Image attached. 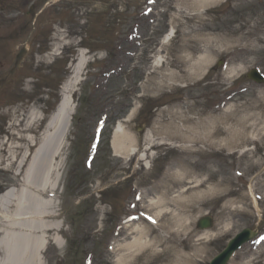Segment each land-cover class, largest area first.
<instances>
[{
    "label": "rangeland",
    "instance_id": "374dc122",
    "mask_svg": "<svg viewBox=\"0 0 264 264\" xmlns=\"http://www.w3.org/2000/svg\"><path fill=\"white\" fill-rule=\"evenodd\" d=\"M170 27L174 37L161 43ZM80 48L88 49V62L74 92L76 112L62 150L56 190L63 246L46 250L45 264H173L176 249L178 254L194 255L192 264H207L243 227L258 230L260 236L243 245L230 264H264V175H257L264 170V139L256 155L245 158L239 157L243 151L227 144L238 136L245 140L242 149L253 150L247 138L264 132V83L245 74L252 67L264 73V0H0V148L1 142L5 148L12 140L19 152L27 122L37 120L36 126L41 119L38 138ZM160 56L163 62L156 66ZM200 64L206 67L201 70ZM217 115L224 150L217 152L206 142L205 152L211 153L206 157L205 152L197 153L203 150L201 142L191 147L194 143L183 137L192 135V122L199 123L200 132ZM104 117L99 149L92 168H87L94 127ZM118 123L140 152L154 144L147 148L150 168L127 152L115 155L112 136ZM160 141L166 144L160 146ZM235 149V156H230ZM6 158L0 150V194L21 180L7 171L2 163ZM181 164H189L185 172L197 180L212 175L204 187L190 190L194 195L201 191L199 199L210 201L191 224L183 221L186 214L177 198L161 204L155 198L162 177ZM237 171L242 177L237 178ZM222 179L231 183L218 185ZM173 181L182 182L178 176ZM253 183L261 198L259 213L248 195ZM219 186L233 193L209 192ZM143 190L141 196L149 201L136 202V212L147 205L164 215L159 227L148 230V256L141 253L144 247L135 245L131 253L124 249L144 239L124 231L123 225L129 224L125 214L134 212L129 206L136 192ZM229 199L235 202L226 203ZM205 215L212 217V227L196 228ZM185 225L189 231L183 230ZM118 231L123 235L116 239ZM187 236L189 246L183 248ZM113 242L122 250L121 261H115L117 253H110Z\"/></svg>",
    "mask_w": 264,
    "mask_h": 264
},
{
    "label": "bare ground",
    "instance_id": "6f19581e",
    "mask_svg": "<svg viewBox=\"0 0 264 264\" xmlns=\"http://www.w3.org/2000/svg\"><path fill=\"white\" fill-rule=\"evenodd\" d=\"M173 31L174 29L172 28L167 34L165 38L167 42L172 39L170 37ZM203 57L204 56L201 57V61L208 64V60L206 61ZM81 59L82 57L80 58V61L73 66L72 73L62 90V101L56 106L50 117H48L44 128L41 130L40 135H38V138L36 135L41 119H38L37 123L39 124L36 126L35 123L37 120L27 122L25 129L26 133L21 136L23 143L20 145L19 152H16L15 148H17V144L12 140L7 141V146L5 148L2 147L3 143L1 142V148L7 155L6 160H2V163H6L7 171H12L14 173H12L13 175L21 177V184L18 189L7 188L0 195V264H45L44 253L46 250L53 248V244L58 248H62L60 240L62 224L55 210L57 198L54 196L61 177L60 165L62 150L66 145V136L68 135L72 124L71 116L74 114L72 111V103L68 98V93L74 90L79 83V75L83 70L84 63V60ZM162 62L163 60L160 56L156 58L155 65L160 66ZM205 67L206 65L200 66L201 70ZM220 118V115L211 118L209 121L211 125L200 132L197 131V125H199V123L197 122L196 125L192 122V135L183 138L189 139L194 143L191 147H196L198 141L201 142V144H204L203 150L200 149L197 153L205 152L207 146L206 142H210L212 148L217 152L222 151V145L220 142L221 136L219 135L222 132L217 129L220 128ZM13 133L15 132L13 131ZM198 135L200 136L197 137ZM206 135H208V137ZM213 137L215 138L213 139ZM112 138V147L115 155L123 156L127 152L129 158L137 157V159L141 161H148L149 155L147 153V148L150 147L151 149V147L154 146V144L149 143L146 145V149L140 152L138 148L133 146L134 139L126 133L125 127L121 123H118L113 132ZM183 138L181 137V140L184 141ZM247 139L255 145L253 150H247V148L242 149L243 146L241 145L245 144V140L242 139L240 141L238 136L235 137V142L230 139L227 144L231 149L237 148L241 152L243 151L244 153L241 156L244 158L246 154L254 156L256 155L257 147H259L264 139V132H259L251 136L250 139ZM263 145L264 143L261 144L262 148ZM181 146L186 145L182 144ZM1 148L0 150H2ZM188 151L189 153L195 152V150L192 151L189 148ZM207 154L211 155V153L205 152L206 157ZM206 157H203V159ZM210 159L214 160L212 158ZM260 159L259 156L257 160ZM208 160L209 159H205L204 163H207ZM148 166L149 162L146 163V167ZM178 167V169L174 168L177 170H174L173 168L169 169V173L162 177V182L160 181V190L158 192L160 196L157 195L155 197L156 200L158 199L156 203L161 204V202H169V200L172 202L177 198L176 202L184 207V213L186 214L183 221L191 224L193 217L196 215L195 213H199L206 207V205H209L210 201L205 202V200L201 201L199 199L198 194L201 191H195L194 195L190 190L201 186L204 187L207 181L212 178V175H209L202 180H197L194 174L191 175L185 172L186 170H189V164H181V166L178 165ZM176 176L180 177V181L182 180V182L173 184V180H175ZM224 182L228 184L231 183V181L222 179L217 182V184L221 185ZM222 187L223 188H220V186L217 188L213 187L211 191H208L221 196H229L233 193L229 187ZM50 192L53 194L52 197L54 198L49 196ZM142 192L144 193L145 190ZM171 192H174L175 195L169 199L167 196ZM249 193L254 197L252 185L249 187ZM184 194L188 196L182 197ZM139 200L143 199L140 197ZM215 200H218V198ZM234 202V199L226 201V203L231 204ZM253 206L259 213L260 205L255 200ZM225 211L226 207L222 209L221 213L224 214ZM154 213L157 219L160 220L164 216L158 209H155ZM142 228L144 229L143 233ZM128 230H130L131 234L135 233L137 235L140 234L142 237L144 236V239L143 241H141V239L140 242L137 240L131 244H127L124 248L125 250L131 253L133 246L136 245V247L139 248L148 244L147 236L149 234L148 230L150 231V226L146 225V223L131 225L128 227ZM183 230L185 232L189 231V225L183 226ZM204 233H206L205 235H209L207 234V231H204ZM189 240L190 236H187L186 240L182 243L183 248L189 246ZM116 249L117 258L115 261H121L122 255H120V252L122 250L120 249L119 244H116ZM146 250H148L147 247H144L141 249V251H143L141 253H145V255L148 256ZM178 253V249H176L174 251V256L171 257L173 264L196 263L194 255H182ZM154 259L157 260L158 257L153 258V260Z\"/></svg>",
    "mask_w": 264,
    "mask_h": 264
},
{
    "label": "water",
    "instance_id": "95a60500",
    "mask_svg": "<svg viewBox=\"0 0 264 264\" xmlns=\"http://www.w3.org/2000/svg\"><path fill=\"white\" fill-rule=\"evenodd\" d=\"M210 225H211V220L208 217H204V218L200 219L198 222V226L201 228L208 227ZM244 234H245L244 235L245 238H247L249 236L247 231H245ZM231 250H229L227 248L225 251H223L219 256V260H220L219 263H216V264H224L226 262L228 256H229ZM212 264H215V263H212Z\"/></svg>",
    "mask_w": 264,
    "mask_h": 264
}]
</instances>
